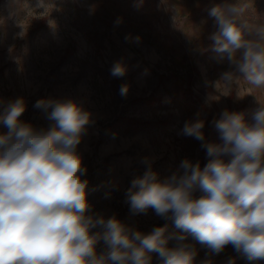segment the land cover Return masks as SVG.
<instances>
[{"label":"rangeland","instance_id":"374dc122","mask_svg":"<svg viewBox=\"0 0 264 264\" xmlns=\"http://www.w3.org/2000/svg\"><path fill=\"white\" fill-rule=\"evenodd\" d=\"M224 0H0V113L23 98L20 117L34 129L51 121L38 100H72L90 114L77 153L88 181V215L115 216L134 231L167 225V247L195 251L194 264H264L226 246L219 254L163 219L154 209L137 212L127 193L151 169L161 181L182 171L184 159L203 168L211 158L203 141L182 134L186 122L204 121L205 140L222 143L215 121L222 112L242 113L253 125L264 107V88L243 77L221 79L230 63L216 58L217 31L209 9ZM236 2V0H230ZM247 12L262 14L264 0H242ZM120 63L125 74L114 77ZM127 87L122 95L120 89ZM7 128L0 125V132ZM225 163L232 157H222ZM197 189L195 198L204 195ZM97 229H93V232ZM180 235L186 236L183 241ZM108 251L103 239L98 255ZM151 264H161L151 253Z\"/></svg>","mask_w":264,"mask_h":264},{"label":"clouds","instance_id":"9594fccd","mask_svg":"<svg viewBox=\"0 0 264 264\" xmlns=\"http://www.w3.org/2000/svg\"><path fill=\"white\" fill-rule=\"evenodd\" d=\"M245 11L238 0L209 9L217 25L211 50L231 65L221 79L231 82L235 75L264 88V25H251ZM111 74L122 77L125 69L116 63ZM34 107L44 110L50 127L36 130L21 121L23 98L0 113V125L8 129L0 132V264H151V253L161 264H194L196 253L187 245L167 247V225L145 234L115 216L88 215L87 170L76 149L90 114L72 100H38ZM254 119L249 125L242 113L225 109L215 121L219 144L205 140L204 121L186 122L182 134L203 141L211 159L203 168L184 159L182 171L164 181L149 166L131 182V208L154 209L212 254L232 245L249 261L264 260V107ZM197 189L205 194L195 198ZM101 239L108 251L98 255Z\"/></svg>","mask_w":264,"mask_h":264},{"label":"trees","instance_id":"16d2710c","mask_svg":"<svg viewBox=\"0 0 264 264\" xmlns=\"http://www.w3.org/2000/svg\"><path fill=\"white\" fill-rule=\"evenodd\" d=\"M238 2L242 4V0H238ZM246 16L251 21H254L259 24H264V17L262 14H255L253 12H247Z\"/></svg>","mask_w":264,"mask_h":264}]
</instances>
